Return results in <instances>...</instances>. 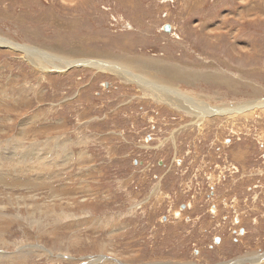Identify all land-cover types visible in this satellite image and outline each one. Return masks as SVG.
Returning a JSON list of instances; mask_svg holds the SVG:
<instances>
[{
    "label": "rangeland",
    "instance_id": "374dc122",
    "mask_svg": "<svg viewBox=\"0 0 264 264\" xmlns=\"http://www.w3.org/2000/svg\"><path fill=\"white\" fill-rule=\"evenodd\" d=\"M0 39V264L264 255V0H0Z\"/></svg>",
    "mask_w": 264,
    "mask_h": 264
},
{
    "label": "bare ground",
    "instance_id": "6f19581e",
    "mask_svg": "<svg viewBox=\"0 0 264 264\" xmlns=\"http://www.w3.org/2000/svg\"><path fill=\"white\" fill-rule=\"evenodd\" d=\"M5 41V40H4ZM4 41H2V39H0V45L1 46H3V47H5V46H10V47H16V50H18V51H20V52H22V54H24L27 58H31L32 56H30L29 57V55L31 54H29L28 52H27V49H29V48H26V47H24V46H18V45H13V44H11L10 42H8V43H6V41L4 42ZM5 45V46H4ZM29 47V46H28ZM37 59V58H36ZM110 59V58H109ZM112 61V60H111ZM101 62V61H100ZM35 63V65L36 66H38V60H36V62H34ZM73 63V62H72ZM98 63V62H97ZM114 63H117L118 64V62H114ZM146 63V62H145ZM76 64H78V65H96L98 68H100V69H105V67H104V65H103V63H101V64H95L94 62H88V61H78V62H76ZM147 64V63H146ZM70 65V64H69ZM112 65H114V64H112ZM120 67H121V69L123 68L122 67V65L121 64H118ZM148 65H149V63H148ZM147 65V66H148ZM151 65V64H150ZM56 67V66H55ZM65 67V66H64ZM64 67H62V68H64ZM106 67H107V69H105V70H108L109 68H108V66L106 65ZM112 67V66H111ZM174 67H175V65H174ZM59 68H61V66L59 67ZM128 68H131L132 70H136L137 72H144L145 73V71H144V68H142V67H140L139 66V68H136V66L134 65V64H130V65H125V69H128ZM115 69L117 70V72H119V74H121V75H123L125 78H127V79H132V78H135V81L137 82V84H139V85H141L142 87H143V89H145L146 91H149V93L150 94H152L153 95V97H156L157 99H160L161 101H165L166 103H169V104H171V105H174V106H176V107H178L177 105H180L181 107L180 108H182V109H184V108H190V107H192V109H188L186 112L188 113V114H193V112H196V113H199V116H197L198 118H197V120H201V119H204L203 117L206 115H217V114H219V113H223L224 111H218V108L216 109V108H212V109H210V108H208V106H207V104L205 103V102H192V101H186V100H184V102H181V103H179V102H177L176 101V96H180V95H178L177 94V92H174V91H172L170 88H168V86L167 85H156V83H154V82H152V83H150V82H145L146 80H144L143 79V77H139V76H135V75H133L132 73H125V72H122V70H124V69H119V68H117V66H115ZM113 70V69H112ZM152 70V69H151ZM154 70V69H153ZM156 70L157 71H159L160 73H165L164 75H166L167 77L169 76L170 78H172V80H174V79H176V78H180V75H178V74H176L175 72H174V70L172 71V68L171 67H169V68H165V67H161L160 69H158V68H156ZM178 70V69H177ZM114 71V70H113ZM125 71V70H124ZM122 72V73H121ZM136 72V73H137ZM178 73V72H177ZM141 75V74H140ZM143 75H145V74H143ZM155 77V76H154ZM215 79V78H214ZM156 81H160L161 79H159V78H157V79H155ZM167 80V79H166ZM166 80H162V81H166ZM178 80V79H177ZM162 81H160V82H162ZM167 82L169 83L170 81L169 80H167ZM142 83H145L146 85H142ZM148 83V84H147ZM169 85V84H168ZM172 85H174V84H172ZM181 101V100H180ZM261 103V102H260ZM261 104H263V103H261ZM232 106V105H231ZM258 105L255 103V102H248V104L246 103V104H244V105H241V108H239L238 109V111L239 112H235V113H239L241 116H246V117H250L252 114H253V112H254V109L257 107ZM260 106V105H259ZM233 107V106H232ZM179 108V107H178ZM229 109V108H228ZM260 110H264V109H260ZM228 114V113H227ZM203 116V117H202ZM230 118H231V116H230ZM28 124V123H27ZM26 124V125H27ZM25 125V124H24ZM25 150V149H24ZM38 151L36 152V159H37V161H39L40 162V166L42 167V168H48L49 167V165H48V163H49V161H48V159H49V157H48V159L47 158H45L44 156V158L42 157V155H43V150L42 149H37ZM29 153H30V151H29ZM10 154H12V152L11 153H9V151L8 150H2L1 152H0V160L2 161V160H4V159H6V158H9L10 157ZM24 154H26L25 153V151H24ZM31 155V154H30ZM30 155L28 156V158L30 157ZM15 156V155H14ZM23 156V155H22ZM32 156V155H31ZM52 156V155H51ZM25 157V156H24ZM24 159V158H23ZM30 159V158H29ZM36 159H35V157H34V161H36ZM56 159V158H55ZM17 160V159H16ZM68 160V159H67ZM7 161H8V159H7ZM33 161V160H32ZM45 161V162H44ZM11 162V161H10ZM9 162V163H10ZM13 162V161H12ZM47 162V163H46ZM66 162V161H65ZM1 163V162H0ZM35 163V162H34ZM37 163V162H36ZM35 163V164H36ZM7 164V163H6ZM39 164V163H38ZM59 163H57V166H59L58 165ZM63 164V163H62ZM61 164V165H62ZM9 165V164H8ZM53 165V164H52ZM60 165V166H61ZM48 166V167H47ZM55 166V165H54ZM53 167V166H52ZM56 167V166H55ZM33 199V198H32ZM22 204V203H21ZM4 206H1L0 207V209H2ZM7 207V206H6ZM29 207V206H28ZM6 210V209H5ZM25 210V209H24ZM26 212V211H25ZM0 215H2V213H1V211H0ZM4 240V239H3ZM5 241V240H4ZM264 255H260V257H258L257 258V263L259 264V263H262V261H264V257H263ZM261 257H263V258H261Z\"/></svg>",
    "mask_w": 264,
    "mask_h": 264
},
{
    "label": "crops",
    "instance_id": "0c3cea01",
    "mask_svg": "<svg viewBox=\"0 0 264 264\" xmlns=\"http://www.w3.org/2000/svg\"><path fill=\"white\" fill-rule=\"evenodd\" d=\"M247 261H249L250 263L256 264L257 263V258L256 257H251L246 259Z\"/></svg>",
    "mask_w": 264,
    "mask_h": 264
},
{
    "label": "water",
    "instance_id": "95a60500",
    "mask_svg": "<svg viewBox=\"0 0 264 264\" xmlns=\"http://www.w3.org/2000/svg\"><path fill=\"white\" fill-rule=\"evenodd\" d=\"M169 29H170V28H169L168 25H166V26L164 25V30H165L166 32H169ZM218 240H219V239L216 237V238H215V242H218Z\"/></svg>",
    "mask_w": 264,
    "mask_h": 264
},
{
    "label": "flooded vegetation",
    "instance_id": "af4514ba",
    "mask_svg": "<svg viewBox=\"0 0 264 264\" xmlns=\"http://www.w3.org/2000/svg\"><path fill=\"white\" fill-rule=\"evenodd\" d=\"M250 257H256V256L254 255V256H248V257L242 258V259H240L241 263H242V262H245L246 259H248V258H250Z\"/></svg>",
    "mask_w": 264,
    "mask_h": 264
},
{
    "label": "trees",
    "instance_id": "16d2710c",
    "mask_svg": "<svg viewBox=\"0 0 264 264\" xmlns=\"http://www.w3.org/2000/svg\"><path fill=\"white\" fill-rule=\"evenodd\" d=\"M250 263V262H249ZM250 264H253V263H250Z\"/></svg>",
    "mask_w": 264,
    "mask_h": 264
}]
</instances>
